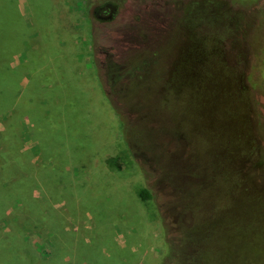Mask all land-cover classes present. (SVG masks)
I'll list each match as a JSON object with an SVG mask.
<instances>
[{"label": "rangeland", "instance_id": "374dc122", "mask_svg": "<svg viewBox=\"0 0 264 264\" xmlns=\"http://www.w3.org/2000/svg\"><path fill=\"white\" fill-rule=\"evenodd\" d=\"M206 2L215 8L228 4L0 0V264L163 263L168 246L160 213L137 194L148 184L145 175L135 164H123L121 171L106 164L131 151L96 64L104 72L111 65L106 73L116 99L129 84L135 86L132 97L150 100L133 77L147 51L125 37L127 28L146 23L165 30L181 20L182 8L194 14ZM263 4L254 5V12ZM108 15L112 18L102 19ZM245 24L248 29L251 18ZM55 33L67 35L58 49ZM161 64L148 74L155 87L164 80ZM260 101L264 110L263 97ZM232 219L240 217L229 210L211 250H220L217 239L230 232ZM198 231L203 234L204 227ZM242 247L240 259L226 255L217 264H246V242ZM185 258L179 254L175 264H185Z\"/></svg>", "mask_w": 264, "mask_h": 264}, {"label": "trees", "instance_id": "16d2710c", "mask_svg": "<svg viewBox=\"0 0 264 264\" xmlns=\"http://www.w3.org/2000/svg\"><path fill=\"white\" fill-rule=\"evenodd\" d=\"M227 2L218 8L203 3L194 14H186V6L181 20L165 30L146 23L125 30L127 39L147 51L133 77L150 100L132 97L135 86L129 84L116 99L106 73L111 65L104 72L96 64L131 151L106 164L118 171L135 164L145 175L148 184L137 194L160 213L168 246L162 264H175L179 254L185 264H217L226 255L240 259L244 242L246 264H264V4L254 12L260 0ZM161 62L164 80L155 87L148 74ZM229 210L240 219L215 238V252L211 240L226 225Z\"/></svg>", "mask_w": 264, "mask_h": 264}, {"label": "crops", "instance_id": "0c3cea01", "mask_svg": "<svg viewBox=\"0 0 264 264\" xmlns=\"http://www.w3.org/2000/svg\"><path fill=\"white\" fill-rule=\"evenodd\" d=\"M66 36L64 37L63 34L55 33L54 40H53L54 41L53 42L54 43L53 48H57V49L60 48L64 44L63 41L67 39ZM56 41H58V42H56Z\"/></svg>", "mask_w": 264, "mask_h": 264}, {"label": "flooded vegetation", "instance_id": "af4514ba", "mask_svg": "<svg viewBox=\"0 0 264 264\" xmlns=\"http://www.w3.org/2000/svg\"><path fill=\"white\" fill-rule=\"evenodd\" d=\"M112 16L111 15H108V16H105V17H102V19H105V18H111Z\"/></svg>", "mask_w": 264, "mask_h": 264}]
</instances>
